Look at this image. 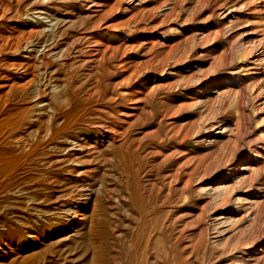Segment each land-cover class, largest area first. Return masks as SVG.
Segmentation results:
<instances>
[{
  "label": "rangeland",
  "instance_id": "374dc122",
  "mask_svg": "<svg viewBox=\"0 0 264 264\" xmlns=\"http://www.w3.org/2000/svg\"><path fill=\"white\" fill-rule=\"evenodd\" d=\"M0 264H264V0H0Z\"/></svg>",
  "mask_w": 264,
  "mask_h": 264
},
{
  "label": "bare ground",
  "instance_id": "6f19581e",
  "mask_svg": "<svg viewBox=\"0 0 264 264\" xmlns=\"http://www.w3.org/2000/svg\"><path fill=\"white\" fill-rule=\"evenodd\" d=\"M33 20V19H32ZM34 20H37V21H43V22H47V24H50L48 23V19L45 18L44 15H37L36 17H34ZM30 22V21H29Z\"/></svg>",
  "mask_w": 264,
  "mask_h": 264
}]
</instances>
